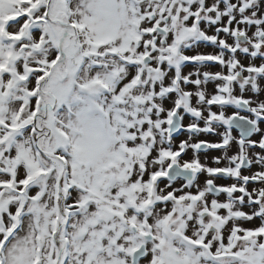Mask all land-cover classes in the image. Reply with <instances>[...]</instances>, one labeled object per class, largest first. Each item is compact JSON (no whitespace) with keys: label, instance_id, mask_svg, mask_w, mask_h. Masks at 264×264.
I'll return each instance as SVG.
<instances>
[{"label":"snow or ice","instance_id":"6c2138e0","mask_svg":"<svg viewBox=\"0 0 264 264\" xmlns=\"http://www.w3.org/2000/svg\"><path fill=\"white\" fill-rule=\"evenodd\" d=\"M0 264H264V0H0Z\"/></svg>","mask_w":264,"mask_h":264},{"label":"rangeland","instance_id":"374dc122","mask_svg":"<svg viewBox=\"0 0 264 264\" xmlns=\"http://www.w3.org/2000/svg\"><path fill=\"white\" fill-rule=\"evenodd\" d=\"M200 50L203 51V52H209V51H212V48L211 47L201 46V49ZM211 70L213 71L214 70V67ZM210 90H211V86H210ZM200 137H202V136H200ZM208 157H209V160H210V156H208ZM208 162H209L210 166H213L214 165V164H211L210 161H208Z\"/></svg>","mask_w":264,"mask_h":264},{"label":"flooded vegetation","instance_id":"af4514ba","mask_svg":"<svg viewBox=\"0 0 264 264\" xmlns=\"http://www.w3.org/2000/svg\"><path fill=\"white\" fill-rule=\"evenodd\" d=\"M220 166H225V165H224V163L222 162V163L220 164ZM221 183H226V182H223V180H222Z\"/></svg>","mask_w":264,"mask_h":264},{"label":"water","instance_id":"95a60500","mask_svg":"<svg viewBox=\"0 0 264 264\" xmlns=\"http://www.w3.org/2000/svg\"><path fill=\"white\" fill-rule=\"evenodd\" d=\"M235 131V130H234Z\"/></svg>","mask_w":264,"mask_h":264}]
</instances>
